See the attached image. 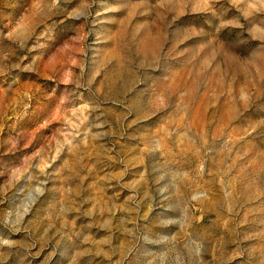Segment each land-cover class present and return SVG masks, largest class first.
<instances>
[{
    "label": "rangeland",
    "instance_id": "374dc122",
    "mask_svg": "<svg viewBox=\"0 0 264 264\" xmlns=\"http://www.w3.org/2000/svg\"><path fill=\"white\" fill-rule=\"evenodd\" d=\"M0 264H264V0H0Z\"/></svg>",
    "mask_w": 264,
    "mask_h": 264
}]
</instances>
